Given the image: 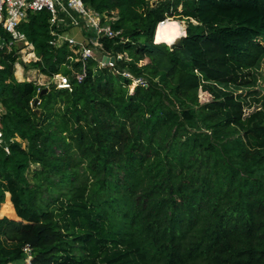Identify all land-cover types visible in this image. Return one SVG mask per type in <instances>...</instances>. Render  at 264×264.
Returning <instances> with one entry per match:
<instances>
[{
    "label": "trees",
    "instance_id": "1",
    "mask_svg": "<svg viewBox=\"0 0 264 264\" xmlns=\"http://www.w3.org/2000/svg\"><path fill=\"white\" fill-rule=\"evenodd\" d=\"M82 2L116 15L114 68L50 45L46 10L19 24L37 60L0 49V207L17 217L0 216V264H264V95L246 112L235 90L264 59V0ZM170 17L180 42H155Z\"/></svg>",
    "mask_w": 264,
    "mask_h": 264
},
{
    "label": "built area",
    "instance_id": "2",
    "mask_svg": "<svg viewBox=\"0 0 264 264\" xmlns=\"http://www.w3.org/2000/svg\"><path fill=\"white\" fill-rule=\"evenodd\" d=\"M41 10H46L50 14L48 20L51 34L49 44L54 47H59L63 44L68 45L74 54V61H80L84 66L90 58L97 60L99 67L114 68L115 60L122 58L121 54L112 56L108 52L103 51L101 42L102 37H113L119 33V31H114L111 28L108 21L110 19V22H113L116 18L113 20L105 14H99L88 9L82 0H0V49L4 47L10 48L19 42L22 43V48L26 49L27 58H23L24 61L37 60L34 47L20 31L19 24L27 18L29 12ZM62 13L64 15L61 16ZM167 20L168 18L159 21L157 27ZM65 26H78L84 33L83 38L78 40L66 34L64 32ZM95 54H100V57L96 58ZM104 57H107V60ZM84 74V69L76 72L77 81H81ZM122 75L131 78L134 85L139 83L146 86V82L142 78H135L127 70H123ZM47 78L51 80L50 83L55 84L59 88H70V81L66 75L55 74ZM1 108L0 104V113ZM2 141L3 133L0 129V143ZM4 148L7 150L6 146ZM23 251L26 255L24 262L28 263L31 258L30 247L26 245L23 247Z\"/></svg>",
    "mask_w": 264,
    "mask_h": 264
},
{
    "label": "rangeland",
    "instance_id": "3",
    "mask_svg": "<svg viewBox=\"0 0 264 264\" xmlns=\"http://www.w3.org/2000/svg\"><path fill=\"white\" fill-rule=\"evenodd\" d=\"M107 17H109V16H107ZM109 18H112L114 20L116 18V15L112 14V16H110ZM168 19H172L173 20L172 22H174V23L179 22V24H181V27L183 28L182 31L184 33V29H185V21L184 20H180L178 17H175V18L170 17ZM108 21H110V19H108ZM168 21H170V20H168ZM64 32H66V31H64ZM172 43H173V41L170 43H167V44L171 45ZM16 46L19 47L18 54H19L20 60L22 62H27V61H24V59L27 58V54H26V49L22 48V43L18 42V43H16ZM95 56H96V58H99L100 54H95ZM14 75L16 76V78L18 80H24V79L25 80H34L38 85L45 86V87L48 86L51 82V80L49 78H47L48 76L39 73L36 69L24 70L22 65L19 63L15 64ZM255 81H256L255 84L252 85L251 87H247V88L243 87L240 89H235L236 93L238 94V97L242 98V100L245 102L244 108H245L246 112H250L252 110L253 106L258 104L259 101L261 100L262 96L264 95V59H262L260 61L259 65L257 66V70L255 71ZM134 86L135 85L132 83V85L130 86V89H132ZM198 96H199V100L202 102L208 100V98H209V95L205 91H200V90L198 92ZM5 201L10 202L8 194H5L4 202ZM10 204H11V202H10ZM11 206H12V204H11ZM1 207H2V205H1ZM1 207H0V216H6V217L11 218V219H17V217L15 216L13 206H12V213H4L1 210ZM20 263H22V262H18V264H20Z\"/></svg>",
    "mask_w": 264,
    "mask_h": 264
},
{
    "label": "bare ground",
    "instance_id": "4",
    "mask_svg": "<svg viewBox=\"0 0 264 264\" xmlns=\"http://www.w3.org/2000/svg\"><path fill=\"white\" fill-rule=\"evenodd\" d=\"M168 20L156 28L154 35L155 42H166L167 44L172 41L174 42L176 38L184 34L179 28V22L174 23L172 19Z\"/></svg>",
    "mask_w": 264,
    "mask_h": 264
},
{
    "label": "crops",
    "instance_id": "5",
    "mask_svg": "<svg viewBox=\"0 0 264 264\" xmlns=\"http://www.w3.org/2000/svg\"><path fill=\"white\" fill-rule=\"evenodd\" d=\"M62 15H64V13H62L61 16ZM65 28L66 34H69L70 36H73L78 40L83 38L84 33L78 28V26H65Z\"/></svg>",
    "mask_w": 264,
    "mask_h": 264
},
{
    "label": "water",
    "instance_id": "6",
    "mask_svg": "<svg viewBox=\"0 0 264 264\" xmlns=\"http://www.w3.org/2000/svg\"><path fill=\"white\" fill-rule=\"evenodd\" d=\"M179 42H180V36L178 38H176L173 43L178 44ZM104 59L107 60V57H104ZM54 86H56V85L54 84ZM45 90L46 89L44 88L42 90V92H44ZM36 103H37V99L34 100L33 105H36Z\"/></svg>",
    "mask_w": 264,
    "mask_h": 264
}]
</instances>
